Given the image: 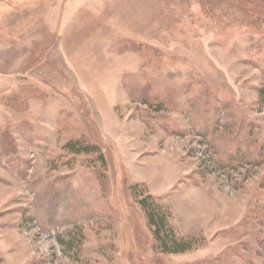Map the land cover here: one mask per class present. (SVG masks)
<instances>
[{
	"label": "rangeland",
	"instance_id": "rangeland-1",
	"mask_svg": "<svg viewBox=\"0 0 264 264\" xmlns=\"http://www.w3.org/2000/svg\"><path fill=\"white\" fill-rule=\"evenodd\" d=\"M0 264H264V0H0Z\"/></svg>",
	"mask_w": 264,
	"mask_h": 264
},
{
	"label": "trees",
	"instance_id": "trees-1",
	"mask_svg": "<svg viewBox=\"0 0 264 264\" xmlns=\"http://www.w3.org/2000/svg\"><path fill=\"white\" fill-rule=\"evenodd\" d=\"M66 148L75 154L99 152L98 146L85 143L81 140H72L66 144ZM101 159L102 153L99 152ZM135 185L134 195L144 211L148 226L151 229L157 249L162 253L180 254L197 248L200 239L196 237L181 236L170 224V214L156 198Z\"/></svg>",
	"mask_w": 264,
	"mask_h": 264
}]
</instances>
